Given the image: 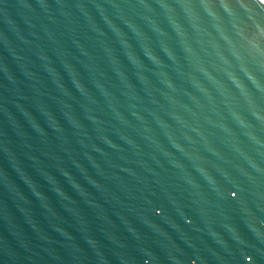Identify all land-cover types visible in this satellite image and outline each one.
Here are the masks:
<instances>
[{"label": "water", "instance_id": "water-1", "mask_svg": "<svg viewBox=\"0 0 264 264\" xmlns=\"http://www.w3.org/2000/svg\"><path fill=\"white\" fill-rule=\"evenodd\" d=\"M0 264H264V0H0Z\"/></svg>", "mask_w": 264, "mask_h": 264}]
</instances>
